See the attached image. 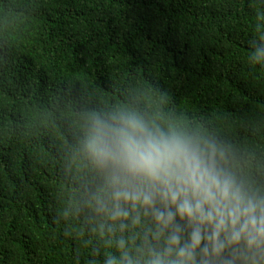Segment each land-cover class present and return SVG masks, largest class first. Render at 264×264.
I'll return each mask as SVG.
<instances>
[{
  "label": "trees",
  "instance_id": "obj_1",
  "mask_svg": "<svg viewBox=\"0 0 264 264\" xmlns=\"http://www.w3.org/2000/svg\"><path fill=\"white\" fill-rule=\"evenodd\" d=\"M264 0H0V264H118L87 117L199 129L264 178ZM136 241L135 243H138Z\"/></svg>",
  "mask_w": 264,
  "mask_h": 264
},
{
  "label": "clouds",
  "instance_id": "obj_2",
  "mask_svg": "<svg viewBox=\"0 0 264 264\" xmlns=\"http://www.w3.org/2000/svg\"><path fill=\"white\" fill-rule=\"evenodd\" d=\"M78 151L99 177L94 216L132 231L118 264H264V178L206 133L116 110L87 117Z\"/></svg>",
  "mask_w": 264,
  "mask_h": 264
}]
</instances>
